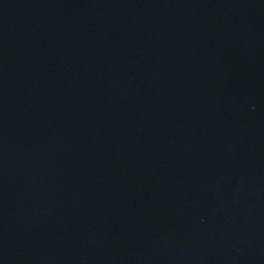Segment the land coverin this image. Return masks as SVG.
Returning a JSON list of instances; mask_svg holds the SVG:
<instances>
[{"label": "water", "instance_id": "95a60500", "mask_svg": "<svg viewBox=\"0 0 264 264\" xmlns=\"http://www.w3.org/2000/svg\"><path fill=\"white\" fill-rule=\"evenodd\" d=\"M0 264H264V0H0Z\"/></svg>", "mask_w": 264, "mask_h": 264}]
</instances>
